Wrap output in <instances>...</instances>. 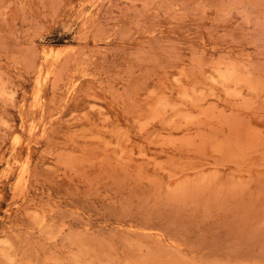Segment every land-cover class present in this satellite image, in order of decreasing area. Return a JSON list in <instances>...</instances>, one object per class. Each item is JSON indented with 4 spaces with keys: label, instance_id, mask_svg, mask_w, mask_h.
Instances as JSON below:
<instances>
[{
    "label": "rangeland",
    "instance_id": "rangeland-1",
    "mask_svg": "<svg viewBox=\"0 0 264 264\" xmlns=\"http://www.w3.org/2000/svg\"><path fill=\"white\" fill-rule=\"evenodd\" d=\"M0 264H264V0H0Z\"/></svg>",
    "mask_w": 264,
    "mask_h": 264
},
{
    "label": "bare ground",
    "instance_id": "bare-ground-1",
    "mask_svg": "<svg viewBox=\"0 0 264 264\" xmlns=\"http://www.w3.org/2000/svg\"><path fill=\"white\" fill-rule=\"evenodd\" d=\"M32 125V124H31ZM30 129V128H29ZM14 139V138H13ZM14 142V141H13ZM20 162V161H19Z\"/></svg>",
    "mask_w": 264,
    "mask_h": 264
}]
</instances>
